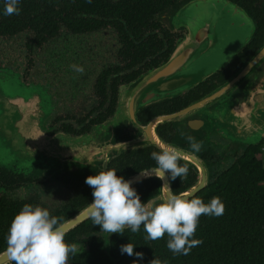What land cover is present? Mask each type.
<instances>
[{"label": "flooded vegetation", "instance_id": "af4514ba", "mask_svg": "<svg viewBox=\"0 0 264 264\" xmlns=\"http://www.w3.org/2000/svg\"><path fill=\"white\" fill-rule=\"evenodd\" d=\"M198 1L202 0H20L19 15L0 13V66L19 77L20 89L33 88L34 94L27 102L21 96L9 98L17 112L15 132L28 155L22 162L0 165V254L6 251L11 221L24 204L40 205L64 222L93 199L86 177L115 169L126 179L155 168L150 154L160 149L148 142L151 133L191 151L181 132L202 141L197 154L206 163L209 185L249 146L217 131H192L184 121H162L154 127L151 123L178 114L209 94L264 40L253 53L247 55L246 48L200 84L138 110L136 121L126 117L117 122L122 93L169 60L178 41L190 33L187 27L172 30L171 15ZM228 1L252 13L257 35L263 37L264 0ZM73 64L83 66L84 73L75 72ZM39 90L47 95L43 94L49 108L43 119ZM133 141L138 144L131 145ZM82 150L92 152L90 161L82 154L80 158ZM179 163L187 164L189 171L186 179L170 181L176 195L199 180L197 169L183 159ZM161 187L157 178L134 186L140 198L156 196ZM86 223L98 227L91 218ZM98 233L103 237L105 232Z\"/></svg>", "mask_w": 264, "mask_h": 264}, {"label": "water", "instance_id": "95a60500", "mask_svg": "<svg viewBox=\"0 0 264 264\" xmlns=\"http://www.w3.org/2000/svg\"><path fill=\"white\" fill-rule=\"evenodd\" d=\"M222 6L229 8L231 12L233 11L234 22L238 18L245 23L247 34H245V41L243 45L239 46V50H230L224 58H218L216 49L218 44L223 42L224 39V24L225 22H231L229 17L225 18L228 13L224 8H221ZM183 9L175 11L171 15L170 27L172 30L187 27L190 33L178 41L167 62L140 76L135 84L122 93L121 97L124 94L129 95V102L126 113H122L121 110L117 112V122H124L126 117L129 121H136V112L138 110L145 108L151 103L178 96L185 89H190L200 84L234 61L255 37L257 26L253 17L248 11L231 1H220L221 17L219 18L218 28H214L213 31L210 24H203L193 29L188 24L176 23L175 20L179 19L178 14ZM162 121L175 123L184 121L188 129L203 132L205 130H211V132L216 130L213 129L212 121H214L221 124L220 129L229 130L236 138H245L248 135L257 134L256 141L249 142L248 145L259 144L264 138V42L245 64L224 82L217 85L209 94L190 104L178 114L155 119L151 125L154 127ZM148 137V142L158 148L161 144L176 146L164 142L153 133L149 134ZM137 144V141H133L131 145L136 146ZM176 147L182 152V159L197 169L199 173L198 184L192 189L183 192L192 193V196H189L191 198L209 184L206 174V163L197 153ZM152 169L154 168L143 172L151 173ZM139 175L140 173L126 178L134 181L132 187L147 179L157 178L152 174L148 177H140L139 182H135ZM160 181L163 185L164 181ZM167 194L168 189L161 187L156 196L149 194L141 201L146 203L149 199H157L159 202L161 199L166 198ZM91 202L92 200L89 203ZM89 203L74 216L63 222L66 235L90 219L88 215ZM114 235L117 234L104 233L103 250L117 264V260L111 257L110 251V243ZM0 264H11L6 251L0 254Z\"/></svg>", "mask_w": 264, "mask_h": 264}, {"label": "clouds", "instance_id": "9594fccd", "mask_svg": "<svg viewBox=\"0 0 264 264\" xmlns=\"http://www.w3.org/2000/svg\"><path fill=\"white\" fill-rule=\"evenodd\" d=\"M91 3V0H88ZM20 0H4L3 15L20 14ZM71 68L80 74L85 69L73 64ZM194 153L202 148V141L181 132ZM159 151L150 156L156 163L151 173L140 172V177L154 174L164 181L162 187L168 189L166 198L141 201L137 190L132 187L133 180L118 176L115 169H105L98 174L85 178V184L92 189V202L88 205V215L101 231L123 235L126 228L137 233L143 226L145 239L155 241L167 235V248L174 256L188 255L191 249L199 246L202 240L193 238L202 215L219 217L224 214L225 205L219 197L205 203L192 193L172 194L170 181L177 177L181 180L188 175V165H181L182 152L173 145H159ZM62 218L51 215L49 210L40 205L24 204L11 221L6 236V253L11 264H68L70 254L77 253L75 243L65 241ZM132 243L120 246L121 254L135 256L143 260V252H135ZM149 264H167L154 258Z\"/></svg>", "mask_w": 264, "mask_h": 264}, {"label": "trees", "instance_id": "16d2710c", "mask_svg": "<svg viewBox=\"0 0 264 264\" xmlns=\"http://www.w3.org/2000/svg\"><path fill=\"white\" fill-rule=\"evenodd\" d=\"M3 8L4 3L0 0L1 14ZM246 11L253 17L249 10ZM258 34L256 31L255 40L246 47L247 55L264 40V34L263 37ZM195 197L205 203L219 197L225 211L219 217L202 215L199 218L193 238L202 240V243L192 248L190 254L174 256L167 248V235L155 241L146 240L141 226L137 233L126 229L123 235L112 237L111 257L117 260V264H133L137 260L135 256L120 252L121 245L132 243L135 252L144 254L143 260H138L137 264H149L155 257L167 261V264H264V139L259 144L249 145L236 162L219 172L213 182ZM100 231V226L92 229L86 223L65 235V241L75 243L78 249L75 255L70 254L68 264H115L103 250Z\"/></svg>", "mask_w": 264, "mask_h": 264}, {"label": "rangeland", "instance_id": "374dc122", "mask_svg": "<svg viewBox=\"0 0 264 264\" xmlns=\"http://www.w3.org/2000/svg\"><path fill=\"white\" fill-rule=\"evenodd\" d=\"M220 1L224 0H202L192 3L178 14L179 19L175 20V22L183 23V25L188 24L192 26L193 29L203 24H210L213 31L214 28H218L217 26L219 18L221 17ZM221 8H224L227 11L228 16H225V18L227 19L229 17L231 22H225L224 24V39L223 42L218 44L216 49L218 58H224L230 52V50H239V46L243 45L245 41V34H247L245 31V23H243L242 20L238 18L236 22H234L235 18L233 11L231 12L229 8H226L225 6H222ZM19 80V77L13 71H11V69L6 70L0 66V165L5 167H8V165H13L16 161L22 162L28 155L25 142L18 132H15L16 128L13 119L16 116L14 114L17 112L13 110L15 106L9 102V98L14 100L16 96H21L23 97L24 101L27 102L34 94L30 93L33 88L31 89L29 87H25L20 89ZM187 90L189 89H185L182 91V93ZM37 93L41 99L43 119L48 115L49 111V108L45 106L47 103V97L45 96L47 95L44 93V91L40 90ZM43 94H45V96ZM128 102L129 95L124 94L123 97H121L120 103L122 113L127 112ZM212 122L213 129H216L214 131H217L221 136L232 142L241 141L243 144H248L249 142H255L258 137V135L255 134L248 135L245 138H236L231 132H229V130L220 129V123L214 121ZM91 143H93V141H90V144ZM13 148L18 150L14 151ZM81 154L82 158H84L86 162L92 159V152L82 150V152L78 154L80 158Z\"/></svg>", "mask_w": 264, "mask_h": 264}, {"label": "built area", "instance_id": "2783aa9c", "mask_svg": "<svg viewBox=\"0 0 264 264\" xmlns=\"http://www.w3.org/2000/svg\"><path fill=\"white\" fill-rule=\"evenodd\" d=\"M264 139V138H263Z\"/></svg>", "mask_w": 264, "mask_h": 264}]
</instances>
